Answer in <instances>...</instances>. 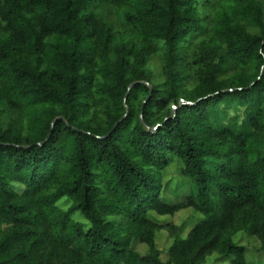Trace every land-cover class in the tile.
<instances>
[{
    "label": "trees",
    "instance_id": "1",
    "mask_svg": "<svg viewBox=\"0 0 264 264\" xmlns=\"http://www.w3.org/2000/svg\"><path fill=\"white\" fill-rule=\"evenodd\" d=\"M239 232L264 252V0H0V264H249Z\"/></svg>",
    "mask_w": 264,
    "mask_h": 264
},
{
    "label": "rangeland",
    "instance_id": "2",
    "mask_svg": "<svg viewBox=\"0 0 264 264\" xmlns=\"http://www.w3.org/2000/svg\"><path fill=\"white\" fill-rule=\"evenodd\" d=\"M112 18L116 20L114 13ZM157 56H160L158 52ZM182 164L176 158H171L169 165L163 172L161 198L164 202L172 204L174 202L182 201L183 198L189 195V180L181 174ZM17 191L21 190L20 185H13ZM70 205L68 198L64 197L57 202V206L62 210H66ZM72 218L80 223L87 225V222L79 214L75 213ZM151 220L154 222L166 225L173 224L181 228V237H185L193 225L201 218L199 214L191 209L182 210L174 216H157L150 214ZM236 244L245 246L246 260L249 264H264V252L259 249V242L253 237H247L244 233L239 232L233 238ZM171 239L165 230H161L155 235V242L157 248L161 251V260L165 261L167 258V249L171 244ZM138 252L143 253L146 250L144 245H135ZM205 264H229L228 259H223L215 255L209 257Z\"/></svg>",
    "mask_w": 264,
    "mask_h": 264
},
{
    "label": "water",
    "instance_id": "3",
    "mask_svg": "<svg viewBox=\"0 0 264 264\" xmlns=\"http://www.w3.org/2000/svg\"><path fill=\"white\" fill-rule=\"evenodd\" d=\"M145 85H147L148 87H149V94H148V96H147V98L145 99V101L142 103V106H143V104L146 102V100L148 99V97H149V95H150V93H151V87L146 83ZM133 86V84H131L129 87H128V90H130V88ZM251 86H252V84H251ZM126 96L127 95H125V97H124V101L126 100ZM186 104H188V103H186ZM142 106H141V109H142ZM173 108H174V106H173ZM140 117H141V115H140ZM55 121L56 120H54L52 123H51V126L55 123ZM117 126V124H115L113 127H112V129H111V131H113L114 129H115V127ZM156 129V127H154V128H148V131H150V132H154V130ZM51 134V131L48 133V135H47V137H46V140H47V138L49 137V135ZM107 136H104L103 138H106Z\"/></svg>",
    "mask_w": 264,
    "mask_h": 264
}]
</instances>
